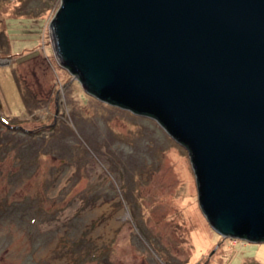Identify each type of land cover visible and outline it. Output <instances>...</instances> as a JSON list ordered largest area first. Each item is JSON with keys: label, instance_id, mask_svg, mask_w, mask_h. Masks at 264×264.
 <instances>
[{"label": "rangeland", "instance_id": "374dc122", "mask_svg": "<svg viewBox=\"0 0 264 264\" xmlns=\"http://www.w3.org/2000/svg\"><path fill=\"white\" fill-rule=\"evenodd\" d=\"M61 0H0V264H264L215 233L185 147L55 59Z\"/></svg>", "mask_w": 264, "mask_h": 264}, {"label": "water", "instance_id": "95a60500", "mask_svg": "<svg viewBox=\"0 0 264 264\" xmlns=\"http://www.w3.org/2000/svg\"><path fill=\"white\" fill-rule=\"evenodd\" d=\"M49 37L87 94L187 149L215 233L264 242V0H61Z\"/></svg>", "mask_w": 264, "mask_h": 264}]
</instances>
